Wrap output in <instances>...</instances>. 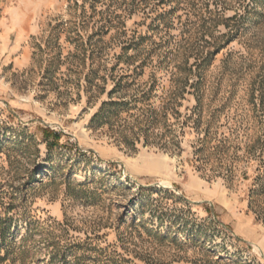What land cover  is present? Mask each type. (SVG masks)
Here are the masks:
<instances>
[{
  "label": "rangeland",
  "instance_id": "1",
  "mask_svg": "<svg viewBox=\"0 0 264 264\" xmlns=\"http://www.w3.org/2000/svg\"><path fill=\"white\" fill-rule=\"evenodd\" d=\"M0 264H264V0H0Z\"/></svg>",
  "mask_w": 264,
  "mask_h": 264
}]
</instances>
